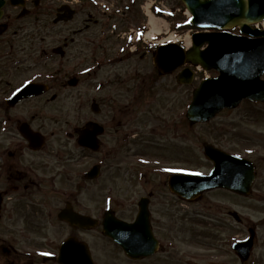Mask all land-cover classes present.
<instances>
[{"label": "flooded vegetation", "instance_id": "flooded-vegetation-1", "mask_svg": "<svg viewBox=\"0 0 264 264\" xmlns=\"http://www.w3.org/2000/svg\"><path fill=\"white\" fill-rule=\"evenodd\" d=\"M0 1V223H5L0 234V264H59L56 259L60 244L64 240H71L79 245L86 242L85 235L98 234L111 242L102 236L101 205L97 206L96 211L87 210L84 194L88 189L99 191L105 171L113 165L117 168L123 158L127 159L126 173L131 169V178L143 180L145 176L159 177L155 182L149 178L144 180L147 186L152 185L145 196L159 248L152 256L137 261H145L146 264H179L178 257L172 254L171 243L172 234L177 228L174 223L156 224L151 208L156 203L158 190L155 187H164L170 195L172 201L162 202L163 205L176 206L174 202L181 198L168 189L171 172L150 168L148 163L150 158L159 156L177 163L180 157L178 144L181 119L172 112L166 120L159 119L150 132L159 136L153 141L147 134L141 135L133 128L137 120L145 123L141 117V113L143 117L145 115V108L138 103L141 98L148 96L150 77L154 76L147 65L152 50L144 39L135 41L134 34L136 29L145 24L144 0ZM154 2L161 4L163 0ZM66 6L74 10L72 19L55 22ZM79 15L82 23L73 28V34L80 35L83 40V58L80 63L88 64L68 75V79L63 77L57 80V72L45 65L55 57H58V63L65 61L69 43L73 42L72 36L67 42L68 32L72 30L69 24ZM55 27H63L66 33L58 45L62 49H55V45L46 49L43 44L47 39L52 41ZM39 38L40 57L34 58L32 56L37 54L34 41ZM31 59L38 68L25 76L22 72L29 71L25 62ZM101 70L106 72L97 77ZM71 78H74V86L82 83L87 89H94L98 99L91 98L90 105L81 108L79 121L70 131L62 130L65 139L72 140V148L54 151V146L48 147L54 135L49 129H54L55 124L56 129H62L58 123L69 125V121H60L54 116V105L61 97L58 90L71 86ZM29 82L38 83L36 88L41 85L45 89L38 94H24L15 98L22 94L18 92L19 89ZM156 88L155 85V91ZM106 89L109 93L103 92ZM27 101H31L28 106L23 104ZM92 102L97 105L93 106ZM95 124L101 131L96 134L97 150L93 151L79 145L77 137L86 129L87 133H92ZM62 138L60 136L57 140ZM211 143L228 153H240L238 150L225 149L221 139ZM148 146H154L152 149L157 152L169 147V153H150ZM138 158L148 162L141 163ZM86 159L93 161L86 165ZM95 164L99 165V176L87 180L86 171ZM160 166L166 165L160 162ZM112 177L110 179L114 182ZM63 210L73 215L90 216L97 221L96 225L87 228L85 224H70L60 218ZM134 218L135 214L128 221ZM48 233L57 235V241ZM34 238L40 239L41 245L46 247L33 246L35 253L29 255L20 252L17 242ZM158 255L160 257L156 259Z\"/></svg>", "mask_w": 264, "mask_h": 264}, {"label": "rangeland", "instance_id": "rangeland-1", "mask_svg": "<svg viewBox=\"0 0 264 264\" xmlns=\"http://www.w3.org/2000/svg\"><path fill=\"white\" fill-rule=\"evenodd\" d=\"M164 3L168 8L173 9L175 14L165 18L168 31L163 36L168 37L173 31L183 36L187 35L188 28L182 27L188 21L183 13L185 9L182 3L178 0H165ZM81 23L82 18L79 15L69 24L72 30L68 32L69 39H67V42H70L71 36L73 42L69 43L65 61L62 60L58 63L56 59L58 57H55V61L54 59L50 60L46 63L48 65H45V67L52 68L54 72H57V80L63 77L67 78L68 75L76 73L88 64L85 62V64L80 63L83 58L81 50L83 40L80 38V35L73 34V28L79 26ZM190 34L191 32H189ZM65 35L63 27H55L52 41L47 39L43 47L48 49L51 45H60L62 37ZM40 43V38L34 41L37 53L36 56H32L34 58L40 57V50L38 48ZM25 63L28 64L27 68L29 71L26 73L22 72L24 75H29L38 68V66L35 67L32 64V59ZM147 65H149L148 69L155 76L150 77L151 87L148 96L145 99L141 98L138 103V105L145 108L144 117L141 113V117L145 123L142 120H137L134 122L133 128L139 131L141 135L147 134L150 140L153 141V139L159 136L152 135L150 132L159 123V119L164 118L166 120L170 112L181 111L184 115L192 89L205 73H195L196 79L192 83L178 85L175 82L174 73L158 80L156 73L152 71L154 68L152 67V62L149 61ZM105 72V70L99 71L98 74L96 73L97 77L103 76ZM215 73V71L206 72V74L210 75H214ZM97 77L96 80L98 79ZM156 80L158 81L156 82ZM156 84H158L157 91H155ZM89 88L90 90L87 89V86L80 83L76 86L62 87L58 90L61 97L56 101L58 103H55L53 113L60 121H69V125L58 123L62 126V129H56V124L54 125V129H49V131L54 132V135L51 138L52 143L49 142L48 147L54 146V151L56 149L69 150L72 148V140L65 139L62 130L68 129L70 131L72 126L79 121L77 119L82 110L81 108L85 105L89 106L91 98L98 99L97 93L93 92L94 89ZM106 90L103 92L109 93ZM23 104L28 106L31 104V101ZM180 125L181 133L179 140L181 142V151L178 152L180 157L177 163L166 160L164 157L159 156L156 158L154 156L157 160H154L148 167L157 169L160 167L161 162L168 166H175L177 169L206 172L210 164L202 156V143H211L214 140L221 139L225 149L241 150L243 155L256 160L258 176L254 181L253 189L246 196H237L225 190L212 189L204 192L200 198L192 201L177 200L174 202L176 206L173 207H168V204H162V202L167 203L168 200L172 201L169 199L170 195H168L169 193L165 188L162 186L155 187L158 190L156 192V203L151 208L155 223H174L177 228V231L171 237L175 246L172 252L173 256L178 257L179 264H264V103H253L245 100L237 108L224 110L206 123L190 125L186 118L182 117ZM60 136L63 138L57 140ZM153 147L148 146V149L150 153L156 154L157 150L152 149ZM47 151L50 152L49 150ZM160 152L169 153V148L162 151L159 150L157 153ZM125 160L127 159L123 158L121 164L117 165V168L113 165L109 168L110 170L105 171L99 191L95 190V188L90 191L87 186L88 190H85L84 194L87 210L96 211L99 204L101 205V209L104 210L106 206L111 205L117 216L126 220L133 217L137 209V200L140 196L145 195L147 190L152 186H147L144 180L149 178L152 182H155L159 177L145 176L143 180H138L137 177L131 178V169L126 173ZM86 161V165H88L93 160L89 161V159H86ZM111 176H114L112 177L115 179L114 182L111 181ZM131 179L132 181H130ZM100 180L97 181V184H99ZM232 210L237 212L242 220L241 223L235 222L228 214ZM4 227L5 223H0V234L3 233ZM248 227H253L256 231L254 245L249 260L241 263L234 255L231 244L236 240L246 238ZM13 229L15 228L13 227ZM48 235L57 241V235L49 233ZM83 237L91 245L93 256L94 258H99L100 264H146L145 261L132 263L123 255L119 247L114 246L113 242L106 241L100 235L98 236V234L96 236L87 235L86 237L85 235ZM23 244H25V247L21 248ZM17 246L21 248L20 252L24 251L28 253H25L26 255L34 252L35 248L33 249V246L46 247V245H41L40 239L23 240L17 242ZM159 257L160 255L156 259H159ZM0 258L2 257L0 256Z\"/></svg>", "mask_w": 264, "mask_h": 264}, {"label": "water", "instance_id": "water-1", "mask_svg": "<svg viewBox=\"0 0 264 264\" xmlns=\"http://www.w3.org/2000/svg\"><path fill=\"white\" fill-rule=\"evenodd\" d=\"M192 15L191 25L196 28H217L221 30L238 26L243 36L220 33H195L192 35V47L184 50L180 45L169 43L159 46L153 53V62L162 73L174 71L185 63L200 65L203 69H215L218 75L202 80L193 90L186 117L190 123L204 122L212 118L223 108H234L243 99L264 101V30L250 27L264 19V0H182ZM1 3V2H0ZM58 14L57 20H67L73 10L67 6ZM67 11V13H66ZM206 46L201 49V47ZM193 71L184 67L176 76L180 84L190 83ZM74 84V82H72ZM27 84L17 99L42 92L45 87ZM94 127V126H93ZM81 131L78 142L87 147L95 146V133ZM204 152L213 161V170L209 175L175 174L169 179L170 190L185 199H193L203 190L225 188L238 194H248L254 179V165L247 159L228 155L211 145H204ZM96 168L89 177L96 176ZM147 201H139V213L134 224L118 221L112 211L103 218V233L119 243L125 254L131 258H142L152 254L157 247L148 222ZM237 221L236 212H230ZM60 218L71 224L93 226L95 221L67 213L63 210ZM255 231L249 229V238L233 244L235 253L241 261H246L253 245ZM84 254H83V251ZM57 261L60 264H91L84 244L75 246L67 240L59 251Z\"/></svg>", "mask_w": 264, "mask_h": 264}, {"label": "bare ground", "instance_id": "bare-ground-1", "mask_svg": "<svg viewBox=\"0 0 264 264\" xmlns=\"http://www.w3.org/2000/svg\"><path fill=\"white\" fill-rule=\"evenodd\" d=\"M149 24L151 26L149 36L152 34V32H160L162 30H167L166 28V22L164 20L155 18L154 16L150 15L149 16ZM166 28V29H165ZM190 39L186 37V44L189 45Z\"/></svg>", "mask_w": 264, "mask_h": 264}]
</instances>
